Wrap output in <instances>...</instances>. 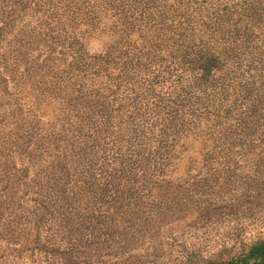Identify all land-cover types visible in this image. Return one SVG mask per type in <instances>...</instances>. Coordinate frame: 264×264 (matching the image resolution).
<instances>
[{
	"label": "trees",
	"instance_id": "obj_1",
	"mask_svg": "<svg viewBox=\"0 0 264 264\" xmlns=\"http://www.w3.org/2000/svg\"><path fill=\"white\" fill-rule=\"evenodd\" d=\"M240 144L262 189L264 0H0V238L139 264L215 209ZM205 261L264 264V237Z\"/></svg>",
	"mask_w": 264,
	"mask_h": 264
},
{
	"label": "rangeland",
	"instance_id": "obj_2",
	"mask_svg": "<svg viewBox=\"0 0 264 264\" xmlns=\"http://www.w3.org/2000/svg\"><path fill=\"white\" fill-rule=\"evenodd\" d=\"M100 45V42L91 41L87 48L97 50ZM238 150L230 173L233 175L231 181L221 183L209 195L215 205L209 208L215 209L204 219L165 224L161 235L156 237L159 241L153 243L160 248L159 252L143 258L144 261L139 264H208L205 259H226L240 251L245 243L264 237V187H251L244 179L251 160L242 161L240 153L244 148L241 144ZM219 163L220 166L226 165L224 159ZM225 174L221 172L219 182ZM207 189L211 190L210 187ZM141 238L149 237L144 235ZM149 244L146 241L139 251ZM64 247L63 238H0V251L3 250L0 253V264H64L57 253L48 252L51 249L62 250ZM224 247L230 250L222 251ZM190 253L196 255L198 261L188 260Z\"/></svg>",
	"mask_w": 264,
	"mask_h": 264
}]
</instances>
